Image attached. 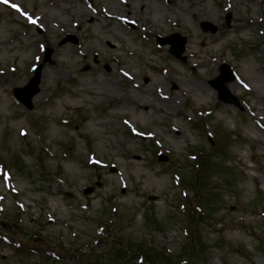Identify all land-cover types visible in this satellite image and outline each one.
I'll list each match as a JSON object with an SVG mask.
<instances>
[{"label": "rangeland", "instance_id": "obj_1", "mask_svg": "<svg viewBox=\"0 0 264 264\" xmlns=\"http://www.w3.org/2000/svg\"><path fill=\"white\" fill-rule=\"evenodd\" d=\"M197 152L227 169H207L213 206L183 186ZM263 210L264 0H0V264L179 255L189 222L196 264H264Z\"/></svg>", "mask_w": 264, "mask_h": 264}, {"label": "trees", "instance_id": "obj_2", "mask_svg": "<svg viewBox=\"0 0 264 264\" xmlns=\"http://www.w3.org/2000/svg\"><path fill=\"white\" fill-rule=\"evenodd\" d=\"M194 158V166L192 169V173L186 179V185L188 187L194 188L193 196L195 199H200L201 201H206L209 206H213L216 203V192H214L213 187H211L209 183V177L207 176V169L209 167H218L225 168L223 165H217L211 162L210 156L205 155L204 152L193 154ZM206 156V157H205ZM205 158V159H204ZM215 165V166H214ZM203 172V175H198L200 172ZM197 199V200H198ZM199 201V200H198ZM196 207V208H195ZM199 205H193V207L189 208L188 214L192 217L196 215H202V210L199 209ZM264 212V210H263ZM156 225V223H155ZM192 224L189 222L187 226L184 227L183 233H185V245L183 251L177 255L173 253H168L164 248L155 247L153 245L139 243L136 244V248H131L133 251V257H137L138 260H142V262L146 264H196L197 260L200 258V254L205 251V243L200 242L199 240H195L192 233ZM120 256L116 255V257L120 260H125L123 264H129L125 258V253L123 248H120ZM123 251V253L121 252ZM135 250V251H134Z\"/></svg>", "mask_w": 264, "mask_h": 264}, {"label": "water", "instance_id": "obj_3", "mask_svg": "<svg viewBox=\"0 0 264 264\" xmlns=\"http://www.w3.org/2000/svg\"><path fill=\"white\" fill-rule=\"evenodd\" d=\"M208 26L210 27L209 24H203V28L207 29ZM216 31V27H214L212 29V32ZM160 41L162 43H171V52L173 53V55H175L176 57L182 58V52L185 50V43L187 41V38L185 36L179 35V34H170L169 37H160ZM48 54L46 55L45 59H44V63L41 64L39 66V68L36 70V75L30 80L29 84L27 87L24 88H18L15 91V94L17 97H20L22 99V101L24 102V104L29 107L32 108V97L35 93H37L40 88H39V83H40V72L41 69L43 67V65L45 64V62L48 60V58H50V53H51V49H48ZM223 74L224 77H222L221 80H212L211 83L213 84L214 88L218 89L219 92V97L220 99H223L224 101L228 102L229 100H231V98L228 96V92L226 90V88L222 85L224 80H229V79H233V73L232 70L230 68L229 65L225 66L223 69ZM235 102L238 103V100H235Z\"/></svg>", "mask_w": 264, "mask_h": 264}, {"label": "bare ground", "instance_id": "obj_4", "mask_svg": "<svg viewBox=\"0 0 264 264\" xmlns=\"http://www.w3.org/2000/svg\"><path fill=\"white\" fill-rule=\"evenodd\" d=\"M106 15V14H105ZM108 16V15H107ZM196 84H198V81H194V85H196ZM197 87L200 89V88H202V89H204L203 87H205L202 83H200L199 85H197ZM165 101H167L166 99H165ZM170 101V100H169Z\"/></svg>", "mask_w": 264, "mask_h": 264}, {"label": "snow or ice", "instance_id": "obj_5", "mask_svg": "<svg viewBox=\"0 0 264 264\" xmlns=\"http://www.w3.org/2000/svg\"><path fill=\"white\" fill-rule=\"evenodd\" d=\"M5 2L7 3L8 2V0H5ZM13 7H17L16 5H13Z\"/></svg>", "mask_w": 264, "mask_h": 264}]
</instances>
